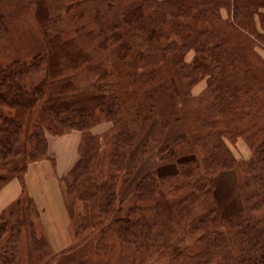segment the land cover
Segmentation results:
<instances>
[{
  "label": "rangeland",
  "instance_id": "rangeland-1",
  "mask_svg": "<svg viewBox=\"0 0 264 264\" xmlns=\"http://www.w3.org/2000/svg\"><path fill=\"white\" fill-rule=\"evenodd\" d=\"M40 2L48 7L46 20H41L38 15ZM170 2L0 0V67L14 60L31 62L37 55L47 54L50 50L48 36L57 33L64 39L77 40L93 57L90 63L83 62L78 68L50 79L43 97L33 108L0 107V121L2 115H8L16 118L22 127L17 153L7 160H0V176L6 178L0 180V228L3 220L8 221H4L3 230L0 229V264H9V259L12 260H9L10 264H81L86 259L88 264H192L189 256L206 249L209 242L205 239L206 230L191 229L190 220L205 213L210 203L216 202L225 218L235 213H251L255 218L264 215V189L251 178L255 173L250 176L249 165L255 147L244 134L247 129L256 131L264 118L255 119L256 110L243 116L214 109L215 93L208 85L209 76L202 73L194 81L191 67L185 65V61L189 64L198 61L194 48H180L177 55L184 66L176 64V53L165 49L167 42L173 39L182 44V37L171 33L175 17ZM136 6L143 7L144 17L128 24L125 15ZM159 14H164L165 19L160 26L163 37L148 41L140 30L141 24L149 26ZM231 14L228 7H220V15L224 18L232 17ZM189 19L186 17V21ZM117 30L134 42V49L125 59L115 52L118 42L110 38ZM105 39L106 47L102 46ZM256 49L264 60V46L258 44ZM89 64L102 65L108 76L101 81L112 88L117 86L130 103H140L148 117L140 118L144 120L137 125L139 143L131 149L126 147L121 169L110 164L113 123L101 119L94 124L90 130L99 137V158L95 159L88 179L75 183L69 194L66 183L75 182L71 170L82 154L87 132L58 124L43 107L48 96L58 94L67 82L71 89H83L99 81V75L90 70ZM45 73L42 64L26 77L27 85L31 87L41 82ZM263 99L258 110L264 111ZM135 100L138 101L135 103ZM150 103L153 106L147 109ZM36 124L42 125L44 136L48 138L49 157L41 156L29 139ZM72 133L81 136L77 159L73 167L58 178L55 158L49 153V138ZM220 136L222 147L228 150L230 158L226 155L225 162L211 163L209 158L213 152L210 153V146L216 144ZM31 153L35 159L31 158ZM45 158L50 163L43 162L42 165L53 170L61 189L62 212L48 208L46 201H43L46 206L38 204L26 181L31 164ZM195 160H198V166L190 164L189 167L193 168L191 175L184 176L187 168L184 163ZM112 173L115 175L117 200L107 213L100 210L98 199L88 201L87 195L91 194L93 184ZM50 175L48 172L43 180L35 178L36 195L40 189L53 194ZM152 175L156 176L171 202L184 196L200 178L212 189L207 197L203 195L199 199L180 223L175 220L160 223L159 220L150 240L132 237L130 241L116 232L112 222L117 214L124 217L131 214V218L154 216L158 196L150 197L141 192ZM18 219L23 223L14 226ZM215 231L233 234L224 223L213 226L211 233ZM220 261L218 258L210 264H219Z\"/></svg>",
  "mask_w": 264,
  "mask_h": 264
},
{
  "label": "trees",
  "instance_id": "trees-1",
  "mask_svg": "<svg viewBox=\"0 0 264 264\" xmlns=\"http://www.w3.org/2000/svg\"><path fill=\"white\" fill-rule=\"evenodd\" d=\"M170 1V5L174 7L175 17L171 33L182 37V44L173 39L167 42L165 49L176 53V64L183 63L177 55L180 53V48L181 50L185 46L194 48L198 61L194 64L185 61V65L191 67L190 73L194 81L198 80L202 73L209 76L208 85L215 93L213 108L225 114L243 116L256 110L254 118H264V111L258 110L264 98V60L260 58L256 49L258 44L264 46V0ZM222 6L230 9L232 17L224 18L220 15ZM48 11V7L40 2L38 15L41 20L47 19ZM143 17V7L136 6L125 15V21L132 24ZM186 17L190 19L186 21ZM154 19L149 26L146 23L141 24L140 30L148 41L160 40L163 37L160 26L165 22L164 14H159ZM110 38L113 42H118L115 52L121 59H125L129 51L134 49V42H131L129 37L126 38L120 30L114 31ZM48 44L49 52L45 55H37L31 62L14 60L7 66L0 67V107L8 105L19 109L33 108L43 97L46 83L50 79L64 74L67 70L78 68L83 62L90 63L93 59L91 53L84 51L77 40L64 39L59 33L49 35ZM102 46H107L106 39L102 42ZM42 64L46 69L44 79L29 87L26 77L38 70ZM88 67L99 75V81L83 89H71L70 83L67 82L58 94L48 96L43 107L44 112L54 116L58 124L68 126L67 129L77 128L87 132L83 140L82 154L71 170V177H74L75 182L66 183V192L69 194L75 183L84 178L88 179L87 176L92 171L95 159L99 158L101 152L99 137L90 130L94 124L101 119L113 123L110 164L121 169L126 147L131 149L139 143L140 134L137 125L144 120L140 118L148 117L146 109L142 108L140 103L137 105L130 103L128 97L122 96L117 86L112 88L101 81L108 76V71L102 65L89 64ZM136 101L138 100H135V103ZM150 106L153 104L150 103L146 108L149 109ZM1 118L0 160H7L17 153L22 127L14 117L2 115ZM43 130L42 125L36 124L29 134V139L41 156L49 157L48 138L44 136ZM244 134L248 135L255 147L249 165L252 173L250 176L255 173L251 178L255 179L259 188L264 189V122L256 131L250 132L247 129ZM218 142L210 146L212 147L210 153L213 152L212 157L209 156L211 163L226 161L228 150L222 147L221 136ZM228 156L230 158L229 154ZM35 157L31 153V158L35 159ZM197 162L198 160L184 163L187 168L184 169L183 175H191L193 168L189 165L197 167ZM2 179L6 178L0 176V180ZM195 183L184 196L171 202L166 198L156 176L148 177L141 192L150 197L158 196L157 206L153 208L154 216L142 215L131 218V214L125 217L117 214L112 225L121 237L130 241L132 237L150 240L159 220L160 223L162 220H175L180 223L187 214H190L199 199L203 195L207 197L211 192V186L201 178ZM115 187V175L112 173L108 178L93 184L92 192L87 195V199L88 201L98 199L100 210L108 213L117 200ZM4 221L1 230L5 222H8ZM22 223L21 219H18L13 225ZM223 223L233 234L229 235L221 231L211 233L213 226ZM190 225L191 229L206 230L205 239L209 242L206 249L189 256L192 264H210L218 258L221 259L219 264H264V215L255 218L251 213H235L225 218L215 202L209 204L205 213L194 216L190 220ZM232 243L235 248L232 247ZM172 244L174 245V241ZM175 248L178 250V247ZM9 260L7 262L10 264ZM80 263L88 264V260H82Z\"/></svg>",
  "mask_w": 264,
  "mask_h": 264
},
{
  "label": "crops",
  "instance_id": "crops-1",
  "mask_svg": "<svg viewBox=\"0 0 264 264\" xmlns=\"http://www.w3.org/2000/svg\"><path fill=\"white\" fill-rule=\"evenodd\" d=\"M81 136L79 133L65 134L60 136H55L49 138V153L52 157L55 158L56 171H58L59 175L66 174L74 165L77 159V151L79 148ZM50 163L49 159H41L31 164L27 174L26 181L28 183V187L33 191V195L38 204L42 206H46L43 201H46V204H49L48 208L63 211L64 208L63 201L64 199L59 195L62 194L59 184H57V178H54L53 170H49L47 165L43 166L42 163ZM43 163V164H44ZM34 167V168H33ZM50 172L51 178L50 183L52 185L53 194L51 195L48 191L39 190L37 195L35 193V178L38 180H43ZM47 173V175H46ZM48 178V177H47ZM35 180V182H34ZM45 184V183H43ZM40 187V186H39ZM41 188V187H40ZM60 190V192H59ZM41 200V201H40ZM54 200V202L52 201ZM51 201V203H49ZM62 210V211H61Z\"/></svg>",
  "mask_w": 264,
  "mask_h": 264
}]
</instances>
